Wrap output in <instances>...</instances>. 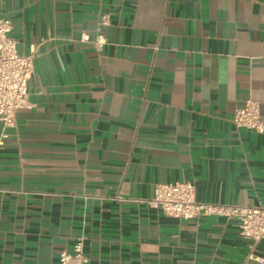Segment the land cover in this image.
<instances>
[{"label": "crops", "instance_id": "0c3cea01", "mask_svg": "<svg viewBox=\"0 0 264 264\" xmlns=\"http://www.w3.org/2000/svg\"><path fill=\"white\" fill-rule=\"evenodd\" d=\"M0 16L36 51L28 104L0 121V264H60L80 237L89 264H264L237 218L138 201L193 182L198 201L264 205V134L232 120L251 99L264 117V0H0Z\"/></svg>", "mask_w": 264, "mask_h": 264}, {"label": "built area", "instance_id": "2783aa9c", "mask_svg": "<svg viewBox=\"0 0 264 264\" xmlns=\"http://www.w3.org/2000/svg\"><path fill=\"white\" fill-rule=\"evenodd\" d=\"M106 20V17H103ZM11 20L0 16V121L4 127H12L16 122L18 109L28 104V84L33 76L36 51L22 55L18 52L17 41L11 36ZM82 41H89L90 36L83 34ZM95 43L101 46L104 42L99 36ZM234 124L264 134V117L261 115L260 102L248 100L235 111ZM1 144V143H0ZM161 210L169 216L183 219H195L201 215H217L237 218L241 235L255 244L264 239V205L242 206L238 204H217L198 201L193 182H173L156 186L155 194L150 199L138 200ZM249 259L264 262L253 250ZM90 258L85 251V238L80 237L72 251L63 250L60 264H89Z\"/></svg>", "mask_w": 264, "mask_h": 264}]
</instances>
